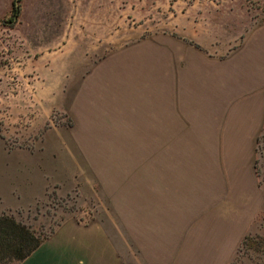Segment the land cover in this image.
Listing matches in <instances>:
<instances>
[{
    "label": "crops",
    "instance_id": "1",
    "mask_svg": "<svg viewBox=\"0 0 264 264\" xmlns=\"http://www.w3.org/2000/svg\"><path fill=\"white\" fill-rule=\"evenodd\" d=\"M62 4L73 8L70 15L59 16L52 2L44 19L40 4L27 14L35 21L30 39L20 31L22 3L14 29L41 41L34 46L50 61L45 104L67 112L74 126L50 129L45 155L0 162V216L33 207L50 184L62 196L80 184L82 107L87 128L125 136L126 219L104 225L66 217L18 264H229L264 211L257 166L264 23L250 28L228 55L212 54L190 29L180 31L182 24L148 37L130 30L107 36L93 25L89 37L118 47L89 84L83 81L82 92L92 89L91 98L80 94V35H87L84 28L80 33V3ZM122 36L137 38L123 43Z\"/></svg>",
    "mask_w": 264,
    "mask_h": 264
},
{
    "label": "rangeland",
    "instance_id": "2",
    "mask_svg": "<svg viewBox=\"0 0 264 264\" xmlns=\"http://www.w3.org/2000/svg\"><path fill=\"white\" fill-rule=\"evenodd\" d=\"M51 2L58 4L59 16L70 15L73 9L63 2H69L70 6L80 3V33L83 28L87 33L80 35V94L91 98L92 89L82 92L83 81L89 84L93 70L103 65L118 47L114 42L89 37L93 25L104 29L107 36L117 32L119 37L130 30L148 37L157 31H174L182 24L185 29L181 26L179 30L190 29L192 37L212 54L228 55L250 28L264 23V0H23L20 31L25 36L31 39L28 26L35 23L27 19V14L33 16L40 4L44 19L50 14ZM11 4L12 0H0V162L14 163L28 159L29 152L45 155L46 133L53 128H73L74 121L59 107L48 110L44 82L49 78L45 72L50 71V61L34 46L41 41L22 37L14 29L17 25L7 26L4 19L10 14ZM182 17L191 20L182 21ZM127 38L122 36L121 41L129 43L137 36ZM82 110L80 107V168H76L80 184L76 183L65 196L59 194L56 184H50L46 197L33 207L7 212L42 241L54 234L66 217L85 224L125 223L128 201L125 136L110 135L108 128H87ZM260 136L257 166L264 186V128ZM85 175L93 180L87 181ZM18 263L17 259H0V264ZM229 264H264V211Z\"/></svg>",
    "mask_w": 264,
    "mask_h": 264
},
{
    "label": "trees",
    "instance_id": "3",
    "mask_svg": "<svg viewBox=\"0 0 264 264\" xmlns=\"http://www.w3.org/2000/svg\"><path fill=\"white\" fill-rule=\"evenodd\" d=\"M22 1L13 0L10 14L4 19L7 26L13 27L19 22ZM41 242L42 239L26 225L7 213L0 216V259L23 260L36 250Z\"/></svg>",
    "mask_w": 264,
    "mask_h": 264
}]
</instances>
